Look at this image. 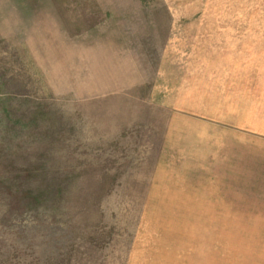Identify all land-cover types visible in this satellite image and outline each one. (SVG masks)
I'll list each match as a JSON object with an SVG mask.
<instances>
[{
    "label": "rangeland",
    "instance_id": "374dc122",
    "mask_svg": "<svg viewBox=\"0 0 264 264\" xmlns=\"http://www.w3.org/2000/svg\"><path fill=\"white\" fill-rule=\"evenodd\" d=\"M0 264H264V0H0Z\"/></svg>",
    "mask_w": 264,
    "mask_h": 264
},
{
    "label": "trees",
    "instance_id": "16d2710c",
    "mask_svg": "<svg viewBox=\"0 0 264 264\" xmlns=\"http://www.w3.org/2000/svg\"><path fill=\"white\" fill-rule=\"evenodd\" d=\"M9 195L14 197L17 203L21 204L24 208L36 206L42 202V200H40V196H35L31 191L28 190L23 191V189H17Z\"/></svg>",
    "mask_w": 264,
    "mask_h": 264
}]
</instances>
